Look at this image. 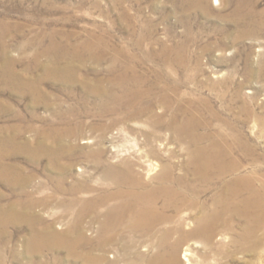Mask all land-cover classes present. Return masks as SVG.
<instances>
[{"label":"rangeland","instance_id":"obj_1","mask_svg":"<svg viewBox=\"0 0 264 264\" xmlns=\"http://www.w3.org/2000/svg\"><path fill=\"white\" fill-rule=\"evenodd\" d=\"M224 1L220 8L215 0H0L6 51L18 61L17 72L38 80L40 92L37 98L0 84V161L10 166L12 175L0 174V208L6 217H18L0 235L3 264H86L66 248L34 251L29 243L46 224L50 232L68 236L76 207L67 210L65 204L73 197L94 196L105 182L103 164L96 161L173 163L174 173L197 183L200 200L212 207L233 176L205 185L187 166L186 142L167 126L174 112L184 117L179 108L183 103L211 122L199 132L222 130L230 142L237 132L240 140L233 144L230 159L241 161L239 173L256 172L264 179V33H248L253 24L234 15L237 0ZM256 7L257 20L264 0ZM124 89L137 90V106L149 100L153 111L131 116L118 103ZM199 98L207 99L220 119L209 116ZM159 115L165 123L153 126ZM102 148L105 152L99 154ZM145 173L142 177L150 183L153 173ZM74 183L91 188L68 192ZM159 200L161 206L163 198ZM179 210L168 208L172 220L151 230L121 231L105 248L106 258L126 264L138 253L149 258L162 252L161 231L192 228L200 214L199 207ZM89 214L81 231L91 241L80 253L96 256L101 251L98 223L94 212ZM222 218L209 242L192 236L180 245L182 264H264V222L251 236L245 231L246 216L225 212ZM178 234L175 230L169 243Z\"/></svg>","mask_w":264,"mask_h":264},{"label":"bare ground","instance_id":"obj_2","mask_svg":"<svg viewBox=\"0 0 264 264\" xmlns=\"http://www.w3.org/2000/svg\"><path fill=\"white\" fill-rule=\"evenodd\" d=\"M199 1L200 3H204L203 1L206 0ZM257 1L258 0H237L234 15L238 14L242 20L249 18V21H251L253 25L247 32L254 35H261L264 33V9L259 12L261 18L256 20L254 15L258 12L256 7ZM225 3L224 0H215V4H220V8L225 7ZM17 63L18 61L16 59L8 55L3 38L0 36V84H5L19 92H27L39 98L38 80L24 78V73L21 74L16 71ZM25 72H27V69ZM63 72L64 70L62 69V73ZM54 73L56 74V72ZM165 92L162 96L166 103L169 96ZM138 93L137 90L132 91L126 89L122 97L119 96L120 100L118 101L120 107H127L131 116L134 117L140 116L146 109H150L148 112L153 111L149 100L142 103L140 107H138L139 105L137 106L139 102H137ZM143 93L147 96L150 94V91L148 89ZM113 96L114 93L110 97L112 98ZM198 102L203 103L207 107L209 116L212 118L220 117L219 113L213 109L207 99L204 100L199 98ZM183 104L184 105L181 104L179 108L183 111L184 117H181L182 119L178 118L176 111L172 114L170 123L168 125L166 123V125L171 128L177 138H182L186 142V149L189 155L187 166L194 170L199 181L205 183V185L214 178L223 180L228 174H232L233 176L230 181H223V191L216 195L213 205H211L212 207L206 206L200 200L198 194L202 192V189L200 188V190L198 188L199 185L197 183L191 184L186 175H177L174 173L173 163L171 164L168 162L157 166L149 161L144 164L142 161H132L130 158H125L123 161H118L117 163H114L115 161H96L97 163L103 164L100 176L105 182H102V186L95 188L97 192L94 196L88 198H83V196L80 198L77 196L73 197L68 203L65 202L67 210L68 207H76V214L68 229V236L57 231L50 232L49 225L46 224L43 230L37 229L34 231V235L29 243L30 249L40 251L43 248H66L71 256L79 258L86 264H90L94 261L102 264H113L117 260L107 259L105 248L115 240L116 236L121 234V231H124L126 228H132L134 230H151L153 226L158 223L170 222L173 218L171 214L167 213L170 207L177 210L180 208L199 207L200 214L196 217L195 225L192 228L183 230L178 227L177 230V228L167 227L162 230L158 239L159 244L164 246L162 252L158 251L157 254L149 258L144 256L145 254L138 253L134 258L128 259L126 264H182L181 259L178 257L180 245L192 236L200 237L206 243L209 242L216 234L218 224L222 222L221 220L225 212L246 216L245 231L247 234L253 236L256 225H259L260 222H264V179L260 178L256 172H254V174L239 173L240 167L242 166L241 161L233 158L230 159L233 144L239 143L240 140L237 132V134H233L232 142L229 141L227 133H222V130L216 131L213 134L211 132H199L198 128L200 126L210 128L211 122L209 123V120L202 117L201 112H199L200 110H192L188 104ZM103 109L106 112L109 110V107L104 106ZM156 117L157 118L152 121L153 126L157 125L158 122L162 124L165 123L162 122L160 115ZM225 124L231 126L229 122ZM6 141L7 140L4 139L3 144L4 142L6 143ZM0 142L2 143V141ZM98 152L99 154H103L105 150L102 148ZM51 163L55 164L56 161H51ZM10 171V166L0 161V174L4 177H10L12 176ZM144 171L148 176L155 171L150 178L147 179L150 183H147L143 179L142 173ZM254 180L258 181V186L254 184ZM57 186L59 189L62 188L59 183ZM90 188L88 183L86 185L85 183H74L73 186L67 188V191L74 193L75 191H83ZM244 191L247 192L246 196L242 195L246 193ZM160 198H163V201L162 205L158 206V200ZM91 212H94V217L96 216L98 223L97 234L95 235L98 248L101 251L96 256H92L90 253L91 251L86 254L80 253V248L88 245L91 241V239L86 238L81 231V223L84 216L87 214L90 215L89 213ZM16 217L17 216L14 214L7 215L6 217L0 208V235L3 232L4 226L12 222V220L15 221ZM175 230L178 231L179 234L174 242L169 243L171 235ZM166 244L168 245L165 247ZM188 255L189 253L185 252L184 259L189 261ZM189 263H191V261ZM0 264H3L1 256Z\"/></svg>","mask_w":264,"mask_h":264}]
</instances>
